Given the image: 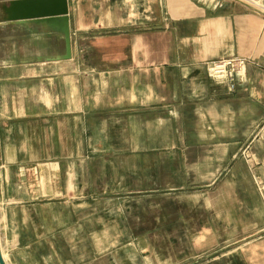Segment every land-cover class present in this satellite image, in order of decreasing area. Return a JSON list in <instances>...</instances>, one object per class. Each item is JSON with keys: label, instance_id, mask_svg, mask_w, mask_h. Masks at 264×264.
<instances>
[{"label": "crops", "instance_id": "0c3cea01", "mask_svg": "<svg viewBox=\"0 0 264 264\" xmlns=\"http://www.w3.org/2000/svg\"><path fill=\"white\" fill-rule=\"evenodd\" d=\"M10 1L0 0L5 263L100 264V251L70 258L94 229L115 245L194 238V264H264V0H68L69 60L47 25L7 22ZM230 57L245 61L232 92L206 70ZM105 160H135V180L139 160H164L178 174L169 188L192 198L200 187L205 216L180 204L168 222L136 220L128 237L116 206H70L103 193L82 181ZM215 245L225 250L208 253Z\"/></svg>", "mask_w": 264, "mask_h": 264}, {"label": "rangeland", "instance_id": "374dc122", "mask_svg": "<svg viewBox=\"0 0 264 264\" xmlns=\"http://www.w3.org/2000/svg\"><path fill=\"white\" fill-rule=\"evenodd\" d=\"M134 161L105 160L106 165L100 162L94 164L93 173L88 178L86 177L85 180L83 179L82 184H84V189L96 187L100 188L103 193L97 196L92 194L90 198L70 197V206H73V204L80 206L94 204L101 208H112L116 206L119 215L122 217L124 233H127L128 237L130 235L129 230L131 229L132 231V227L136 225V220L146 225L155 224L152 220L162 222L163 219L168 222L170 217L178 214L180 204L183 207H186L183 204H191L190 208L198 206L197 209L193 208L190 213L193 214L195 212L197 217H200L201 214V217L205 216L201 212L200 204L198 203L199 198H196L194 195L195 192L201 191L199 186L192 187L193 190H190L193 193L191 195L192 198L179 194L183 192V189L169 188V185L173 183V180L178 174L168 173V168H173V166L165 165L163 163L164 160H139L137 162L138 179L135 180L134 176L132 178L130 177L131 172L135 173L136 170V163ZM140 161L143 162L146 171L141 169ZM167 161L169 162V160ZM165 167H167V170ZM175 168H178V166L175 165ZM148 174L149 176L155 174V179L152 181L147 179L146 176ZM100 185L101 187H99ZM170 189H173L171 193L169 192ZM164 208L166 210H163ZM78 214L79 212L70 211V220L74 215ZM86 214L80 213L79 215ZM160 233L154 232L152 235L137 237L131 241H127L124 238L123 243L115 245L109 243L108 239L98 237L102 233L97 234L94 229H91L90 244L79 243L70 245V258L74 259L75 253L81 256L89 251L94 255L100 251V254L106 255L104 256L106 260L100 259V264H109V256H112L114 262H117V264L118 262L122 264H190L192 260H195L196 263L201 262V259H197L196 256L203 251H198L200 247L196 249L193 241L194 238L189 239V242L182 239L180 243H173L174 241L172 242L170 239L171 235H168V233ZM188 236L194 237V234L188 233ZM224 247L215 245L207 252L215 254L220 249L224 251ZM174 255H176L177 260L172 262L175 259ZM181 257L182 259L180 260ZM114 258H117V260ZM165 258L171 259V261L165 260ZM194 263L191 262V264Z\"/></svg>", "mask_w": 264, "mask_h": 264}, {"label": "water", "instance_id": "95a60500", "mask_svg": "<svg viewBox=\"0 0 264 264\" xmlns=\"http://www.w3.org/2000/svg\"><path fill=\"white\" fill-rule=\"evenodd\" d=\"M5 20L18 24H43L64 39L65 55L60 60L71 58L68 0H12L3 7ZM0 264H6L2 254L0 237Z\"/></svg>", "mask_w": 264, "mask_h": 264}, {"label": "built area", "instance_id": "2783aa9c", "mask_svg": "<svg viewBox=\"0 0 264 264\" xmlns=\"http://www.w3.org/2000/svg\"><path fill=\"white\" fill-rule=\"evenodd\" d=\"M244 64V59L230 57L207 64L206 70L209 78L226 84L228 90L232 92L235 89L236 75Z\"/></svg>", "mask_w": 264, "mask_h": 264}]
</instances>
